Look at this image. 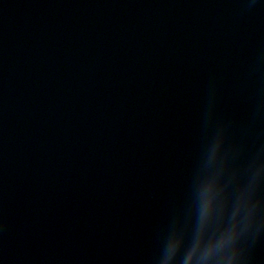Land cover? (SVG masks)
I'll list each match as a JSON object with an SVG mask.
<instances>
[{"label": "water", "instance_id": "water-1", "mask_svg": "<svg viewBox=\"0 0 264 264\" xmlns=\"http://www.w3.org/2000/svg\"><path fill=\"white\" fill-rule=\"evenodd\" d=\"M218 127L264 148V0H0V264H157Z\"/></svg>", "mask_w": 264, "mask_h": 264}, {"label": "clouds", "instance_id": "clouds-1", "mask_svg": "<svg viewBox=\"0 0 264 264\" xmlns=\"http://www.w3.org/2000/svg\"><path fill=\"white\" fill-rule=\"evenodd\" d=\"M185 212L187 230L164 234L157 264H247L264 234V148L241 161L226 127L209 131Z\"/></svg>", "mask_w": 264, "mask_h": 264}]
</instances>
